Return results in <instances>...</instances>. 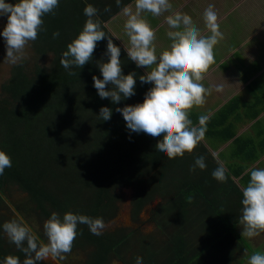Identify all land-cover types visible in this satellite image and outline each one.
I'll list each match as a JSON object with an SVG mask.
<instances>
[{
	"label": "trees",
	"instance_id": "16d2710c",
	"mask_svg": "<svg viewBox=\"0 0 264 264\" xmlns=\"http://www.w3.org/2000/svg\"><path fill=\"white\" fill-rule=\"evenodd\" d=\"M130 1L122 0L121 7ZM87 4L99 10L102 30L121 49L122 74L137 73L135 95L120 101V108L142 103L145 93L153 86L140 82L143 73L102 25L121 10L115 0H59L55 15L43 17L46 31H40L37 40L30 42L33 65L28 67L24 61L14 65L1 85L0 131L8 136L0 139V151L10 157L12 166L0 175V196L3 188L16 185L45 219L52 212L62 218L71 211L107 221L118 211L121 198L117 190L132 188L130 205L134 217L144 205L159 198L151 210L155 232L147 240L150 247L141 253L143 264H229V248L235 244L238 250L245 247L242 241L236 243L233 235L241 214L242 193L229 173L223 183L212 177L219 164L200 143L192 153L167 159L155 149L161 137L130 133L122 115L115 111L119 103L98 96L92 76L99 79L102 76L92 61L80 69L73 67L71 71L76 75H69L60 65L67 44L78 35L87 19L83 13ZM106 6L111 7L110 12L104 11ZM57 30L60 36L53 39L52 33ZM106 46L105 42L101 44L96 57L99 50L95 48L96 60L100 56L107 62ZM48 55V64L39 63ZM237 105V99L233 100L221 119L211 117L206 139L222 141V136L226 141L233 137L227 117L236 113ZM101 107L112 109L110 120L99 117ZM241 141L242 138H236L233 143L238 145ZM249 141L250 150L234 149L232 157L247 162L254 159V141ZM197 156L205 157L207 167L192 172L190 167ZM240 174L234 170L232 175ZM249 179L250 175L240 176L239 183L247 184ZM189 210H194L197 222L189 223ZM86 227L77 226L74 241L82 237L83 241L95 244L101 254L93 255L86 264H105L107 254L116 258L120 255V261L126 263L117 243L126 244V251L135 231L105 234L109 245L100 250ZM7 255L8 249L0 246V264Z\"/></svg>",
	"mask_w": 264,
	"mask_h": 264
},
{
	"label": "clouds",
	"instance_id": "9594fccd",
	"mask_svg": "<svg viewBox=\"0 0 264 264\" xmlns=\"http://www.w3.org/2000/svg\"><path fill=\"white\" fill-rule=\"evenodd\" d=\"M115 3L121 8L120 14L126 18L123 32L127 37V47H124L127 57L137 68L146 69L145 74L139 76L140 82L153 85L145 93L142 103L117 107L115 111L122 115L130 133L143 132L153 138L161 137L155 149L165 154L167 159L192 153L205 139L207 124L212 117L211 112L199 115L198 123L194 124L189 113L206 102L209 90L201 82L215 63V46L224 38L215 6L209 4L203 12L204 28L209 33L204 34L191 16L173 11L170 0H134L133 4L123 7L122 0H115ZM58 6L59 0H16L15 3L0 0V16L7 17L0 31L5 41L7 63L18 65L27 58L25 50L30 42L37 40L40 31H46L43 17L55 15ZM104 11L110 12L111 7L106 6ZM98 12L92 4L85 6L83 13L87 19L78 35L67 44L60 65L69 75H76L71 69H80L89 63L97 42L107 38L104 55L108 60L96 61L102 79L93 75L92 81L101 99H109L116 104L135 95L137 73L122 74L121 49L102 30ZM148 13L153 17L164 16L168 26L166 36L170 43L160 51L155 43L156 31L144 15ZM59 36L58 30L52 33L53 39ZM107 85L112 87L106 89ZM223 87V84L217 85L216 91H223ZM111 115L112 109L100 108L99 117L102 120H110ZM213 156L217 154L213 153ZM11 166L10 157L0 151V175ZM206 167L205 157L197 156L190 171L195 172L197 168L204 170ZM211 175L221 183L228 179L222 163ZM244 175H250V179L241 186L242 207L238 223L242 228L241 236L254 238L264 233V168L246 169ZM79 224L87 225L90 232L97 236L106 227L102 217L93 218L69 211L62 218L52 212L43 222L45 239L33 232L20 216L4 222L2 229L9 242L24 254L22 264H38L48 259H64L72 250ZM3 264H21V261L17 256L7 255ZM135 264H143V258L136 257ZM247 264H264V252H254Z\"/></svg>",
	"mask_w": 264,
	"mask_h": 264
},
{
	"label": "crops",
	"instance_id": "0c3cea01",
	"mask_svg": "<svg viewBox=\"0 0 264 264\" xmlns=\"http://www.w3.org/2000/svg\"><path fill=\"white\" fill-rule=\"evenodd\" d=\"M170 2L173 5V11H180L191 16L193 21L202 32H204V34L209 33H207V30L204 28L202 18L203 12L209 4L215 6V11L218 14L220 30L224 37L220 44L215 46L218 48L220 57L210 66L208 72L205 74L204 80L201 82L204 84L205 88L209 90L205 97V104L193 108L190 111L191 114L189 113V118L196 120V123H198L199 115L211 112L212 118L221 119L223 112L225 114V108L233 100L237 99L238 105L236 113L233 116L227 117L232 125L230 130L233 133V137L226 141L222 139V136L220 138L222 141L210 139V143H213V145H208V143H206V140L208 139L205 138L200 144L218 164L222 163L224 165L231 179L237 185L238 190L242 193L241 186L246 184H240L239 177L244 175L246 169L264 168V127H262V124H264V84L255 87V90L252 91L249 89L250 84L245 85L241 79H229L227 82L226 79H223L222 77L225 73L231 72L233 67H227L228 65L224 66L226 63L221 65V62H225L237 54L245 61V64H249L250 62L257 63L263 59V67H260L262 69L260 75L262 76V79H264V23L262 22L264 20V8L262 7L259 13L256 11L255 13H252L250 16L251 23L249 26H246L247 24H242L240 20L237 21L240 16L237 12L236 5L233 6V4H237L236 0H170ZM133 3L134 0L128 2L126 5ZM245 3L248 5L253 4L254 6L258 3L264 5V0H260L259 2L257 0H247ZM228 4H232L233 7H228L227 11H224V9L222 10L223 5L227 6ZM120 12L121 10L108 19V21L102 23V25L106 28V25L110 23L112 29L109 31L106 28V30L126 53L124 47H127V37L123 32V24L126 18L122 16ZM169 14L170 13H165V15ZM144 15L148 19L152 28L156 31L157 39L155 43L158 51L166 48L170 41L166 36L168 26L164 22V16L153 17L150 13ZM229 36L234 37L232 43H230ZM139 69L145 74L146 69L144 67H139ZM236 71L238 74L239 70L237 69ZM212 76L214 78H212ZM240 83L242 84V87H239ZM220 84H223L224 87L223 91L218 92L216 91V86ZM238 87L243 90L238 89ZM237 90H239V92ZM246 90H248V92H246ZM248 97L251 99L244 101L245 99H248ZM211 105L212 108H210ZM206 107L208 108L205 109ZM256 111H258V113L255 116L254 114ZM236 138H242L243 141L236 145L233 143ZM249 139L254 141L255 158L247 162L232 157V151L234 149H251ZM225 150H227V152H224ZM213 153H216L217 156L214 157ZM241 168H243V170ZM234 170L240 171V176L234 177L232 175L234 174ZM231 171L232 174L230 173ZM235 226H239V223ZM235 242L239 243L240 240H235ZM244 248L238 250L236 244L229 248V264H242L243 260L239 261L237 258L241 255L243 258L244 253H246V259L249 257L248 252H246Z\"/></svg>",
	"mask_w": 264,
	"mask_h": 264
},
{
	"label": "rangeland",
	"instance_id": "374dc122",
	"mask_svg": "<svg viewBox=\"0 0 264 264\" xmlns=\"http://www.w3.org/2000/svg\"><path fill=\"white\" fill-rule=\"evenodd\" d=\"M225 1H228V0H225ZM236 1H237V4H233V6L236 5L237 12L240 16V18L237 21L240 20V22H242V24H244V25L247 24L246 26H249L251 23L250 16L252 15V13H255V11L257 13H259L261 11V8L262 7L264 8V5L259 4V3L254 6L253 4H250V5L246 4L245 2L247 0H236ZM257 1L259 2L260 0H257ZM231 6H232V4H228L227 6L223 5L222 10L224 9V11H227L228 7H231ZM6 22H7L6 16H0V31L3 30V27L5 26ZM262 22L264 23V20ZM106 28L109 31L112 29V27L110 26V23L108 25H106ZM229 38H230V43H232L234 37L229 36ZM104 42L107 43V40L104 39V40L97 42L96 49H98L99 51H97L95 57L99 54V52L101 50V44ZM25 51H26L27 58L23 61L26 63V65L28 67H31L33 65V62H34L33 61L34 53H33L30 46H28ZM214 53H215V61H217L220 57L218 48H216V47L214 48ZM5 56H6L5 41H4V38L2 36H0V89H1V85L5 82V80L9 78V74L12 70V67L14 66V65H11V64L6 62ZM48 57H49V55L46 56L45 58H43V60L40 59L39 63L44 64V65L48 64L49 63ZM99 60H103V59L100 56H99V58H97V60L94 58V56L92 57L91 61L93 63V66H95L96 68H98L96 66V61H99ZM224 63H226V64H224ZM222 64H224V66L228 65L227 67H233L231 72L225 73V75L222 77L223 79H226L227 82L229 79L238 78L239 80L241 79V81H243V83L245 85L253 83V85L250 86V90H252V91L255 90V87H257L259 85L261 86L264 84V79H262V76L260 75V72L262 71L261 68L263 67V59H261L257 63L250 62L249 64H245V61L242 60V58H240L239 55L237 54L234 57L232 56V58L226 60L225 62H221V65ZM237 69L239 70L238 71L239 75L237 74V71H236ZM98 73H100L99 69H98ZM100 75H101V73H100ZM212 78H214V77L212 76ZM107 86L109 87V85H107ZM110 87H112V86L110 85ZM239 87H242L241 83H240ZM239 87H238V89L243 90L242 88H239ZM237 91L239 92V90H237ZM246 92H248V90H246ZM250 99L251 98L248 97V99H245L244 101H248ZM118 107H120V103H119ZM207 108L208 107H206L205 109H207ZM210 108H212V105ZM262 127H264V124H262ZM6 136H8V135L5 134L4 131H0V139L1 140L6 139ZM210 142H211L210 140H206V143H208V145H213V143H210ZM224 152H227V150H225ZM221 158H222V156H221ZM72 170H75V169L73 168ZM4 191H5V196L7 197L6 200L8 202H10V203L12 202L14 204H17V205L21 206L22 209H24V210H27V209L30 210V208L32 207L33 211H35V207H34V205H32V203L29 202V200L27 198V194L24 193L23 191H21L16 185L7 186L4 188ZM117 192L119 193L120 198H121V201H120L119 206H118V214L116 215L118 217L119 212H123V206L125 205V201L129 200L130 204H131V199L133 198L134 192H133L132 188H128V187H123V188L117 190ZM158 199L159 198H157L155 205L159 202ZM128 204L126 205V208H127ZM153 206H154V204H152L150 206V208ZM148 209H149V207L145 208V210L141 214L139 220H137L136 222H132L131 217L127 221L124 218H122V219H124L125 221L121 220V217H120V219H118L117 217L114 218L113 220L109 221L106 224L105 231H110L113 233V232L118 231V230L120 231V230H129V229H131V230L138 229L137 233H139L141 235H144L142 233H148V236H149L150 234H152L154 232L155 228L152 224H150L148 222V214H147ZM0 210H1L0 215H3L6 218H9L8 216L13 217V214H11L12 211L10 210V208L8 206L5 208L3 206V204H0ZM128 211H129V216H130V210L128 209ZM193 211L189 210V212H188L189 223L197 222V220H198L196 214ZM2 219H5V218H2ZM29 222H31V221H29ZM33 226H35V225H33ZM239 226H234V231H233L234 239L242 241L243 245L245 246L244 249L246 252H248L249 257L256 251H260V252L263 251L264 252V233H261L259 236L254 237V238H246V237L241 236L242 229H241V226L240 227ZM86 231L87 232L90 231L88 229V227H86ZM6 238H7V236H6ZM94 239L97 240V243L100 247V250L105 248V247H108V245H109L107 238L105 236L103 238H99L95 235ZM196 241L198 242L197 239H196ZM129 244L133 245L134 251L138 252V253H139V251L141 253H143V249H148L150 247L149 242L143 240L141 237L136 236V235H133L129 239ZM83 245L86 246L85 243H83ZM95 254L96 253H93V255H95ZM108 255L109 254H107L105 256L104 260H106ZM73 256H74L73 258H74L75 264H76V262L77 261L79 262V260L81 259V256L79 254H76V255L73 254ZM248 258L246 259V253H244L243 258L241 255L237 259L239 261L243 260L242 264H247ZM44 262L50 263L51 261H50V259H48V260H45ZM132 263L135 264V260H133ZM73 264H74V261H73ZM112 264H117V263H112Z\"/></svg>",
	"mask_w": 264,
	"mask_h": 264
},
{
	"label": "flooded vegetation",
	"instance_id": "af4514ba",
	"mask_svg": "<svg viewBox=\"0 0 264 264\" xmlns=\"http://www.w3.org/2000/svg\"><path fill=\"white\" fill-rule=\"evenodd\" d=\"M2 190H3V192H1V196H0V200L1 201H0V204H3V206L5 208L8 206L10 208V210L12 211L11 214H13V217L14 218H16L17 216L23 217L24 220H25V222L33 230V232H35L38 236H40L41 239H45L44 238V235H43V227H42V225H43V222L47 218L45 219V217L42 214V212L40 210H37V208H35V211H33L32 207L30 208V210H28V209L27 210H24V209H22L21 206H19L17 204H14L12 202L11 203L8 202L6 200L7 197L5 196L4 188ZM133 192H134V190H133ZM131 201H132V199H131ZM152 204L153 203L144 205L143 208L139 211V213L137 214L136 217H134L132 215V207H131L130 208V217H131L132 222H136L137 220H139V218H140L141 214L144 212L145 208L149 207V209L147 211L148 212L147 213L148 214V222L154 226V224L150 220L151 219V210L155 206L154 205L153 207L150 208V206ZM32 205H34V204H32ZM34 207H35V205H34ZM0 212H1V210H0ZM117 214H118V211H117ZM8 217L9 218H6L3 215H0V246H1L2 249H8V255H14V256L19 257L20 258V261H21V264H22L23 260L25 259L24 254L22 252H20L15 247L14 244L10 243L9 240H8V238H6V235L3 233V229H2L3 223L6 222V221H9L11 219H14L12 216L11 217L8 216ZM2 218H5V219H2ZM114 218L109 219L107 221H104L105 225L109 221L113 220ZM29 221H31V222H29ZM33 225H35L36 227L33 226ZM129 230L131 231V229H129ZM137 230L138 229L132 230V231H135L136 236H139L142 239L144 238L145 241H147V240L149 241L148 233H142L141 232L142 234H144V235H141V234L137 233ZM103 231L104 232L101 235H99V236L96 235V236L99 237V238H103L104 236L106 237L105 234L112 233L110 231H105V229ZM154 232H155V230H154ZM92 236L94 238L95 235L93 234ZM83 243H85L86 246H84ZM78 244H82V245L81 246H78ZM128 245L129 246L127 247V250L125 251L126 244H124V243H117V248L119 249V252H120V250H122L124 252V254H125V255H123V257H124L126 263H123L122 261H120V255L116 258L112 254H109L107 256V258H106L105 264H112V263L127 264L128 261H130L132 263V261L135 260V258L138 257V256L139 257H142L140 251H139V253L138 252H135L134 251V246L133 245H130V244H128ZM98 251L99 250L97 249V246L95 244L94 245L93 244H90L86 240L83 241L82 237H79V241L78 242H76V241L73 242V247H72L71 252L68 253V254H66V256H65L64 259H56V260L50 259V261H51L50 263H45L44 261H41V262H38V263H41V264H73V261H74V264H75V260L73 258L74 257L73 254L74 255L79 254L81 256V259L79 260V262L77 261L76 264H86L88 262H91L90 259L93 256V253H96L97 255L100 254Z\"/></svg>",
	"mask_w": 264,
	"mask_h": 264
},
{
	"label": "water",
	"instance_id": "95a60500",
	"mask_svg": "<svg viewBox=\"0 0 264 264\" xmlns=\"http://www.w3.org/2000/svg\"><path fill=\"white\" fill-rule=\"evenodd\" d=\"M129 203V204H128ZM128 204V206H127V208H126V205ZM127 209V210H126ZM128 209L130 210V201L129 200H126L125 201V205L123 206V212H119V215H118V219H120V217H121V220H129V218H130V216H129V211H128ZM115 217V218H116ZM122 218H124V219H122ZM124 220V221H125Z\"/></svg>",
	"mask_w": 264,
	"mask_h": 264
}]
</instances>
